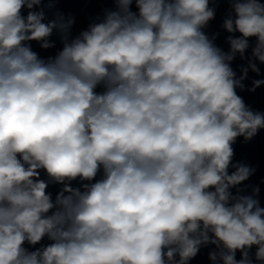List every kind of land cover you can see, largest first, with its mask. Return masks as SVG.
Returning <instances> with one entry per match:
<instances>
[{"label": "clouds", "instance_id": "obj_1", "mask_svg": "<svg viewBox=\"0 0 264 264\" xmlns=\"http://www.w3.org/2000/svg\"><path fill=\"white\" fill-rule=\"evenodd\" d=\"M260 90L264 0H0V264H264Z\"/></svg>", "mask_w": 264, "mask_h": 264}, {"label": "water", "instance_id": "obj_2", "mask_svg": "<svg viewBox=\"0 0 264 264\" xmlns=\"http://www.w3.org/2000/svg\"><path fill=\"white\" fill-rule=\"evenodd\" d=\"M65 9H71L77 12L78 15V27H82L85 23V16L87 14L93 13L99 9L100 5H91L85 11H81L83 8L80 4L68 3L63 5ZM224 7L221 6L220 12L218 13L217 21L213 25L215 28L219 23L220 15L223 13ZM245 98L251 103L253 106L258 108H264V90H260L254 96H249L245 94ZM245 158L251 163L257 164L260 167V171L257 176L253 178V180H257L260 175H264V133L261 134L260 137L256 139V141L251 145H237V159ZM194 264H206V257L200 256L197 258V261Z\"/></svg>", "mask_w": 264, "mask_h": 264}]
</instances>
